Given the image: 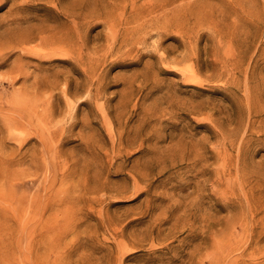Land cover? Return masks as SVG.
I'll use <instances>...</instances> for the list:
<instances>
[{
	"label": "rangeland",
	"instance_id": "rangeland-1",
	"mask_svg": "<svg viewBox=\"0 0 264 264\" xmlns=\"http://www.w3.org/2000/svg\"><path fill=\"white\" fill-rule=\"evenodd\" d=\"M0 264H264V0H0Z\"/></svg>",
	"mask_w": 264,
	"mask_h": 264
}]
</instances>
